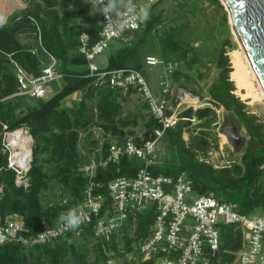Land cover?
<instances>
[{
    "label": "trees",
    "instance_id": "16d2710c",
    "mask_svg": "<svg viewBox=\"0 0 264 264\" xmlns=\"http://www.w3.org/2000/svg\"><path fill=\"white\" fill-rule=\"evenodd\" d=\"M6 1H14L16 7L10 10L11 13L3 9L0 11L3 21L11 18L22 19L20 24L23 21L29 24L33 22L35 31L36 28L38 31L35 37L38 38L37 49L34 51L18 42L14 30L7 28L8 24L3 22L0 26V135L5 125L8 131L22 128L33 140L28 171L30 187L27 190L15 186V173L7 168V153L3 151L0 141V223L6 216L19 215L28 229L26 235L31 236L46 228L55 227L59 214L82 200L87 183V177L82 173V165L89 158L86 160L79 154V132L95 122L104 134L124 137V130L128 128L129 123L119 116L121 101L125 96L107 87H93L91 78L85 77L86 69L68 67L85 64V58L77 50L78 36L80 32L86 31L90 35V42H95L103 25L101 15L90 16L88 6L81 7L80 0H0V10ZM198 1L177 0L179 8L184 11L187 8L181 15L182 18L195 14ZM206 1L222 9L219 0ZM158 4L155 2L150 6V19L141 30L127 32L124 39L119 40L125 45L115 56H109L105 70H139L148 54L141 61L138 45L150 35L158 39V58L162 62L175 65L183 62L193 66L201 62L196 47L187 40V21L164 30L162 34L156 33L162 24L160 12L155 11ZM8 15L10 17L7 18ZM77 16L81 22L70 24ZM225 32L220 33L219 37L225 38L220 41L214 58L210 59L217 75L208 85L206 97L214 108H222L229 113L239 130L244 132L241 136L242 145L238 152L235 151L240 154L238 162L232 166L214 168L199 161L198 154H204L211 148V144L206 133H199V136L190 135L189 142L186 143L183 133L190 122L185 119L204 121L214 117L215 112L211 107H189L179 113V117L183 119L175 127L166 129L160 138L163 140L161 147L169 151L170 157H166V153L164 158H161L160 165L150 168V173L165 176L183 174L191 180L192 190L196 195L209 194L219 202L236 203L239 213L244 215H254L256 211L264 214V181H260L261 175L264 174V170L260 172V167L264 165V122L235 94L236 87L229 76L231 65L226 55V48L230 47V51L234 48L230 45L227 28ZM133 33H140L138 40L135 43L125 41ZM8 55L34 76L39 75L45 65L43 58L49 55L59 64L56 71L66 82L52 96L45 98V95L36 100L35 104L19 103L16 101L20 96L17 93L15 70ZM176 73L178 74L175 72L174 75ZM198 78H202L200 74ZM77 91L82 92L78 104L61 107V103ZM158 126L157 121L148 115L142 139L152 138L153 131ZM136 141L140 142L141 139ZM109 145V141L104 142L95 157H103ZM213 146L215 147L216 143ZM45 153L49 154L54 165V173L50 178L42 171L39 163L40 156ZM139 167L140 160L123 156L117 164L95 171L93 180L99 184L96 192L103 195L102 215L106 210H111L107 183L116 177H131ZM54 181L63 186L64 193L55 202L42 203L43 191ZM63 199L68 200L67 204H62ZM154 216L155 205L152 204L138 215L134 229L128 220L113 234L109 242L93 237L92 223L81 229L78 234L71 232L48 244L25 247L17 242H6L0 245V264H26L30 257H35L38 264H60L67 249L76 264H90L85 255L78 253L69 243L73 236H86L96 241L99 264H107L108 259H113L116 264H154L151 259L141 261V257L137 256L138 246L148 236ZM219 231L221 243L212 264H227L236 258L238 250L243 246L244 233L230 225L221 226ZM129 256L131 259H128Z\"/></svg>",
    "mask_w": 264,
    "mask_h": 264
},
{
    "label": "built area",
    "instance_id": "2783aa9c",
    "mask_svg": "<svg viewBox=\"0 0 264 264\" xmlns=\"http://www.w3.org/2000/svg\"><path fill=\"white\" fill-rule=\"evenodd\" d=\"M102 18L104 22V17ZM132 23L136 26H130L120 34L106 30L103 23L98 39L93 43L90 42V35L82 31L78 36L77 50L85 58L88 68L85 77L91 78L93 87L116 89L123 95H129L133 91L146 104L147 112L157 121L158 128L154 129L152 138H141L140 142L136 141V137L126 135L120 143H110L103 157L94 155L82 165V173L87 177L82 200L68 209H75L83 216V223L79 228L69 230L58 222L55 227L28 236L22 217L13 214L6 216L0 223V245L6 242H17L25 247L48 244L68 233L78 234L91 223L93 237L109 242L113 234L128 220L134 229L138 215L153 204V224L148 236L137 249L141 261L151 259L154 264H212L221 243L219 228L230 225L244 233V244L238 250L236 258L227 264H264V214L244 215L239 213L236 203L219 202L209 194L196 195L192 190L191 180L183 174L165 176L150 173L151 167L162 162L158 144L160 138L166 129L175 127L181 120V111L178 110L182 100L171 106L166 97L172 92L166 80L159 82L162 94L159 98L152 93L140 71L133 68L105 70L93 63L96 56L108 49L112 40L124 39L127 32L139 31L145 25L135 20ZM8 57L15 70L17 93L33 99L43 98L47 82L58 76L55 60L48 55L50 63L42 67L39 75L34 76L11 56ZM160 63L162 61L153 55L144 58L147 67ZM166 69L170 73L171 64ZM185 120L193 123L195 118ZM17 130L25 133L22 128ZM17 130L8 131L3 125L1 145L7 153V168L15 173V186L27 190L30 187L28 171L32 144L30 141L28 157L18 159L19 148L11 143L12 135ZM221 153V147L217 150L208 149L204 154H198V159L214 168L223 167L225 165L214 164V158ZM123 156L140 160V167L131 177H116L107 183L111 210H106L102 215L103 195L96 192L99 184L93 180L95 171L117 164ZM67 202V199L62 200L64 205ZM107 264L116 262L108 259Z\"/></svg>",
    "mask_w": 264,
    "mask_h": 264
},
{
    "label": "rangeland",
    "instance_id": "374dc122",
    "mask_svg": "<svg viewBox=\"0 0 264 264\" xmlns=\"http://www.w3.org/2000/svg\"><path fill=\"white\" fill-rule=\"evenodd\" d=\"M81 7L88 6V9H91V5L87 4L88 0H80ZM137 3L152 5L155 2L159 4L155 8L156 13L160 12L162 24L158 27L156 33L162 34V32L172 26L179 25L180 23L187 21L189 34H188V41L196 47L197 51L200 54L201 62L197 65H191L187 63H179L177 65L171 64L172 70L169 73L166 69L167 63L162 62L157 66L154 67H147L144 64L140 66V72L146 79L149 88L151 89L152 93L157 97H162L161 94V87L159 82L161 80H166L169 84V87L173 94H175L176 90L180 86H185L189 90H193L194 92L197 91V94H200L203 99L202 100H192V97H188L184 94V100L181 101V106L178 111H182L185 108H204V107H211L214 112L215 116L211 118H207L204 121L195 120L193 123L184 129L183 139L186 143L189 142L190 135L199 136V133H206L209 138V143L211 144L210 149H218L221 147L222 153L217 155L214 160V164L216 165H227L232 166L238 162L239 153L236 154L232 145L227 143L226 137L221 134V128L224 123V119L229 117V113L224 111L222 108H214L211 104H205L208 99L206 97L207 88L210 83H212L216 79V70L214 65L210 63V59L214 58L215 52L218 50L220 46V41H222L225 37H219L220 33H226V28L229 30L230 36V45L234 49H237L239 43L237 42L236 36L234 34V28L231 25L229 10L227 6L223 3L222 0H219L220 4L222 5V9L218 8L214 4H208L206 0H199L198 4L196 5L195 14L186 16L187 18H182L181 15L185 11L179 8V4L177 0H136ZM16 7V3L14 1H6L3 3L1 10H5V12H10V10ZM26 8V7H25ZM24 8V9H25ZM223 11L225 14H223ZM2 12H0V18H2ZM11 13V12H10ZM9 13V14H10ZM10 15L7 16V18ZM3 19V18H2ZM187 19V20H186ZM22 20V19H21ZM20 19L14 20L11 18L5 19L7 28L10 30H14L15 35L17 36L18 42L25 46L31 47L32 50L36 51V41L38 37V31L32 24H29L23 21L21 24L19 21ZM81 19L79 16L77 18L72 19L73 23H79ZM227 25V26H226ZM140 37V33H133L129 38L125 41L130 40V42L135 43L138 38ZM125 44L119 40H112L109 43V47L105 50L102 54L95 57L93 63H95L100 69H103L107 66L109 56H115L118 51L124 46ZM233 49V50H234ZM231 50V51H233ZM230 47L226 48V55L229 58L230 63ZM154 55L159 57V42L156 36L150 35L148 36L143 43L138 45V56L143 61L144 56ZM49 58L45 57L43 60L47 63ZM231 65V63H230ZM59 67L57 63L55 68ZM71 69H80L85 70L87 69V64L83 63L80 65H68ZM232 70V68H231ZM175 72H178L174 75ZM180 72V73H179ZM198 74L201 75V79L198 78ZM230 76V75H229ZM232 80V79H231ZM233 81V80H232ZM65 79L61 76L55 77L53 80L47 82L45 86L46 96L50 97L55 92H57L64 84ZM234 82V81H233ZM234 85L236 87L235 94L246 103L248 109L256 114L260 121L264 122V99H260L254 102H250V99L243 96L244 90L239 89L235 82ZM199 92V93H198ZM19 98L16 101L19 103L24 104H35L36 100L27 97L26 95L19 94ZM188 99V100H187ZM68 102V101H67ZM69 103V102H68ZM70 104V103H69ZM76 106V102L73 104ZM68 107L70 105L67 104ZM61 107H66V100L61 103ZM21 111V110H20ZM19 111V112H20ZM148 115L146 109L143 105L141 98L138 95H131L125 97L121 101V109L119 116L123 119H126L129 123L128 128L125 130L127 136L132 137H139L145 132V123L148 120ZM94 120L96 119L95 115L93 116ZM25 132V131H24ZM23 135L21 131L14 133L16 135ZM132 133L131 135H128ZM243 130L240 129L239 135L242 136ZM25 136L31 139L32 138L28 133H24ZM112 138V139H111ZM122 138V137H112L108 134H104L99 127H97L96 123L92 124L87 129H84L79 132V140H78V151L79 154L84 159H90V157L94 156L97 151L100 149L102 144L106 141H113L114 139ZM1 141V136H0ZM163 140L159 141V148L161 152V158H164L165 154L169 153V151H165L162 146ZM216 143L214 147L213 144ZM238 152V151H237ZM28 153V152H27ZM27 153L23 155V157L27 156ZM166 154V157H170V155ZM40 167L42 171L49 176V178L54 173V165L50 161L49 154L45 153L40 156L39 159ZM260 181H264V174L261 175ZM2 188L0 186V194ZM64 193V188L61 184H58L56 181L50 182L49 186L47 187L46 191H43L41 195L42 203L46 202H55ZM256 215L259 214L258 211L255 213ZM221 227V226H220ZM69 243L73 246V248L78 252L85 255L87 261L90 264H99L97 258V250H96V241L93 238L86 237V236H73ZM64 256L61 258L60 264H76L72 255L70 254L69 249L66 250ZM138 256V255H137ZM26 264H38V261L35 257H30Z\"/></svg>",
    "mask_w": 264,
    "mask_h": 264
},
{
    "label": "water",
    "instance_id": "95a60500",
    "mask_svg": "<svg viewBox=\"0 0 264 264\" xmlns=\"http://www.w3.org/2000/svg\"><path fill=\"white\" fill-rule=\"evenodd\" d=\"M229 10L231 25L240 37L248 57L264 85V0H223ZM184 94L192 100H202L203 97L185 86L177 88L174 102L184 100ZM205 104H210L208 101ZM239 127L230 117L224 119L221 134L226 137L227 143L238 151L243 139L239 135ZM264 170V165L260 167Z\"/></svg>",
    "mask_w": 264,
    "mask_h": 264
},
{
    "label": "clouds",
    "instance_id": "9594fccd",
    "mask_svg": "<svg viewBox=\"0 0 264 264\" xmlns=\"http://www.w3.org/2000/svg\"><path fill=\"white\" fill-rule=\"evenodd\" d=\"M91 5L90 16L97 14L104 17L105 29L116 34L124 32L130 26L136 25L132 21L146 23L150 19V5L138 4L136 0H88ZM3 19L0 18V26ZM58 222L66 229L74 230L83 223V216L75 209L62 212L58 216Z\"/></svg>",
    "mask_w": 264,
    "mask_h": 264
},
{
    "label": "bare ground",
    "instance_id": "6f19581e",
    "mask_svg": "<svg viewBox=\"0 0 264 264\" xmlns=\"http://www.w3.org/2000/svg\"><path fill=\"white\" fill-rule=\"evenodd\" d=\"M234 34L236 36L237 42L239 43V46L237 49H234L230 52V63L232 68L230 72V79L235 82L236 86L239 89L244 90L243 96L250 99V102L264 99V85H262L248 57V53L245 49V46L235 30ZM18 131L19 130L15 131L14 133ZM14 133L11 138V143L17 148H19L18 159L28 157L27 152L30 143L29 137L25 136L24 134L19 135V133L14 135ZM26 153L27 156L23 157V155Z\"/></svg>",
    "mask_w": 264,
    "mask_h": 264
},
{
    "label": "crops",
    "instance_id": "0c3cea01",
    "mask_svg": "<svg viewBox=\"0 0 264 264\" xmlns=\"http://www.w3.org/2000/svg\"><path fill=\"white\" fill-rule=\"evenodd\" d=\"M48 62L46 63L45 61H44V63H45V65H47V64H49L50 63V59H48L47 60ZM86 63V62H85ZM57 64V63H56ZM55 64V65H56ZM44 65V66H45ZM145 65V64H144ZM146 66V65H145ZM149 68H151V67H149ZM104 69V68H103ZM87 70V72H88V68L86 69ZM138 71H140V70H138ZM87 74V73H86ZM59 76V75H58ZM104 88V87H103ZM108 88V87H107ZM109 89H111V88H109ZM113 90H116V89H113ZM118 91V90H117ZM120 92V91H119ZM121 93V92H120ZM81 95H82V92H80V91H77V92H75V93H73L72 95H70L69 97H67L65 100H66V107H68L67 106V104L68 105H70V107L76 102V104H78V102H79V100L81 99ZM121 95H123L122 93H121ZM131 95H137L136 93H130L129 95H123V96H125V97H127V96H131ZM166 98H168L169 99V101H170V104H171V106H174L175 105V102H174V94H173V96H172V94L171 95H168ZM31 99H33V98H31ZM42 99V98H41ZM34 100H38V99H34ZM70 103H68V102ZM177 103V102H176ZM143 105H144V107H145V109H146V112H147V106H146V104L143 102ZM186 109V108H185ZM184 110V109H183ZM182 110V111H183ZM181 111V112H182ZM168 112H170V111H168ZM147 114H148V112H147ZM181 119H183V118H181ZM196 120V119H195ZM126 130V129H125ZM125 130H124V132H125ZM128 133V132H127ZM127 133H125V136L127 135ZM128 135H130V133L128 134ZM113 138L114 137H116V136H112ZM136 138H138V139H141L142 138V136H139V137H136ZM112 139V138H111ZM122 139H123V137L122 138H117V139H114L113 141H110V143H112V142H118V143H120L121 141H122Z\"/></svg>",
    "mask_w": 264,
    "mask_h": 264
}]
</instances>
